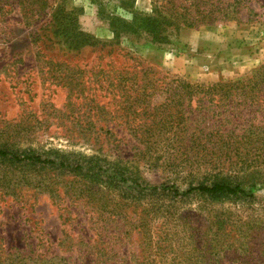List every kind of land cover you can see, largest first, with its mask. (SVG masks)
Here are the masks:
<instances>
[{"label": "rangeland", "instance_id": "obj_1", "mask_svg": "<svg viewBox=\"0 0 264 264\" xmlns=\"http://www.w3.org/2000/svg\"><path fill=\"white\" fill-rule=\"evenodd\" d=\"M43 1L48 5L41 10L37 0H0V147L95 156L119 164L146 185L174 184L179 191L209 174L257 183L256 201L251 204L201 198L171 207L167 201L158 203L161 209L149 216L151 228L161 229L159 235L162 231L173 233L170 244L178 256L195 246L180 233L174 219L178 214L209 240L224 233L229 243L237 238L238 221L264 220V111L235 107L228 113L230 119L222 122L224 118L217 112L196 109L193 98L187 120L176 116L165 119L167 96L141 91L157 79L158 84L176 77L191 84L211 85L249 76L264 64V8L259 9L256 3L263 1L252 0L249 5L256 15L247 18L244 10L237 24L169 30V41L162 45L151 44L146 36L113 41L108 17L130 18L121 8L122 0ZM148 2L146 14L152 9L151 0ZM57 5L73 14L82 10L78 26L94 40L93 46L69 51L52 35L49 21ZM121 77L128 80L120 83ZM123 87L129 91H122ZM135 97L137 101H133ZM135 109L141 111L138 118L130 116ZM220 121L225 128H235L234 135L199 134ZM187 128L191 130L185 134ZM193 145L200 148L195 150ZM5 171L7 178L20 181V185L15 187V196H6L0 188V264L150 261L146 241L134 230L142 208L123 200L121 193L104 189L101 199L93 202L78 201L71 192L65 195L59 190V198L50 199L47 193L22 186L23 178L30 174L32 179L35 172ZM42 178L46 177L36 175V179ZM72 179L47 176V181L59 183V188ZM78 186L73 183L72 188ZM110 199L128 206L122 212L126 218L119 219V224L106 221L102 203ZM146 205L149 211L156 203ZM166 208L172 217L165 216ZM127 230L130 233L124 235ZM250 244L249 264H262L264 235H255ZM163 252L168 253V248ZM172 257L157 258L156 264H172Z\"/></svg>", "mask_w": 264, "mask_h": 264}, {"label": "trees", "instance_id": "obj_2", "mask_svg": "<svg viewBox=\"0 0 264 264\" xmlns=\"http://www.w3.org/2000/svg\"><path fill=\"white\" fill-rule=\"evenodd\" d=\"M126 1V2H125ZM122 0L121 8L126 10L130 15L129 20L122 19L117 16H109L108 23L112 34V39L115 43L122 37L133 36L140 38L146 36L150 39L151 44L162 45L168 43L169 30L178 32L181 28L198 29L205 26H217L220 24L235 22L239 23L241 13L245 10L247 18L251 15H256V11L248 2L244 0H151V12L146 14L134 10L135 0ZM263 3L256 2L259 9L264 8ZM41 6V10L48 5L43 0H37ZM82 10H77L76 13L67 12L63 7L57 5L50 15L49 25L52 28V35L55 38H60L61 42L69 51H79L85 47L93 46L94 40L87 34L83 33L78 26V19ZM152 74V71H146ZM128 80L127 77H121L119 82ZM159 79L148 83V88L145 86L141 89L145 93L147 89L151 91L150 96L154 93H160L167 96L168 104L165 106L167 115L165 119L187 120L191 113L192 99L196 98V109L203 111L213 110L217 112L219 117L225 121V118L230 119L228 113L235 107L243 109H254L255 111H264V64L256 68L251 74L242 79L233 81H221L211 85L191 84L182 79L173 77L167 82L158 84ZM122 91L127 92L125 87ZM138 98H133L137 101ZM130 116L138 118L141 116V111L135 109L130 113ZM190 128L185 129L186 132ZM235 128H225L221 125H212L211 129L204 128L199 130V134L206 136L221 137L234 135ZM184 131V130H183ZM181 131V132H183ZM196 131V130H193ZM198 132V131H196ZM194 133V132H193ZM193 133L189 136L193 137ZM244 133V132H243ZM176 134V133H175ZM174 134V135H175ZM195 150L200 148L199 145H193ZM205 149V146L201 147ZM186 150V148H185ZM22 169L35 172V176L31 179L30 174L23 178L22 186L27 188L38 189L42 193H47L50 199H58L59 190H62L65 195L69 192L76 200H99L103 196V190L121 193L123 200L126 202L133 201L136 206L142 208L139 212V225L135 227V222L132 223L134 230L136 229L143 239L146 241L145 246L148 253L147 264H156L157 258H167L168 254L173 257L172 264H249L253 237L257 234L264 235V220L259 221H243L239 225L237 238L231 243L228 242L226 234L208 239L205 234L201 233V229L193 227L182 214L174 217L180 228V233L187 236L194 242V247L187 251L186 254L178 256V250L171 246L172 232L162 231V235L158 232L161 229L152 230L150 225V214L158 213L161 206L157 204L162 201H167L169 206L174 203H179L187 199L201 198L204 201L224 202L232 201L235 203L251 204L256 201L255 188L256 182L243 183L237 177L230 175L209 174L207 177L201 178L199 181H192L185 190L179 191L172 184L161 185H146L140 182L135 174L129 170L122 168L119 164H109L100 161L98 157H85L79 154L64 155L57 151H46L41 154L34 150L17 151L0 147V188L5 189L6 196H15V187L20 185V181H13L7 178V169ZM264 172V170H263ZM48 173L55 175L58 179L73 178L66 182L63 187L58 186L59 183H49L47 181ZM37 174H42L45 179H36ZM78 179L77 181H75ZM50 180V179H48ZM73 183H77L80 187L73 189ZM16 184V185H15ZM56 184V185H55ZM153 201L156 203L151 210H147V205L142 202ZM110 199L108 202H103L104 211H106V221L119 224V219L126 218L122 212L126 206L124 203H116ZM146 205V206H145ZM111 208V209H110ZM110 209V210H107ZM166 208V214L169 217L173 213ZM111 218V221H110ZM232 224V223H231ZM164 225H166L164 223ZM224 225V223L222 224ZM233 225V224H232ZM238 228V227H237ZM129 230L123 234L128 235ZM170 241H168V240ZM169 242L168 246H162L163 243ZM168 248V253L163 251ZM264 248V247H263ZM260 258L264 264V249L261 252Z\"/></svg>", "mask_w": 264, "mask_h": 264}, {"label": "crops", "instance_id": "obj_3", "mask_svg": "<svg viewBox=\"0 0 264 264\" xmlns=\"http://www.w3.org/2000/svg\"><path fill=\"white\" fill-rule=\"evenodd\" d=\"M149 7V2L148 0H135L134 3V10L139 11V12H147Z\"/></svg>", "mask_w": 264, "mask_h": 264}]
</instances>
